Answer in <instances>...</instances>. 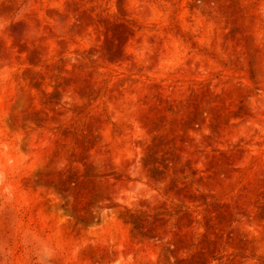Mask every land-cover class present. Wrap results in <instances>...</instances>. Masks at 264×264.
I'll list each match as a JSON object with an SVG mask.
<instances>
[{
  "label": "rangeland",
  "instance_id": "obj_1",
  "mask_svg": "<svg viewBox=\"0 0 264 264\" xmlns=\"http://www.w3.org/2000/svg\"><path fill=\"white\" fill-rule=\"evenodd\" d=\"M264 264V0H0V264Z\"/></svg>",
  "mask_w": 264,
  "mask_h": 264
},
{
  "label": "clouds",
  "instance_id": "obj_2",
  "mask_svg": "<svg viewBox=\"0 0 264 264\" xmlns=\"http://www.w3.org/2000/svg\"><path fill=\"white\" fill-rule=\"evenodd\" d=\"M51 255V249H49L47 246H42L40 250V264H47V261Z\"/></svg>",
  "mask_w": 264,
  "mask_h": 264
}]
</instances>
